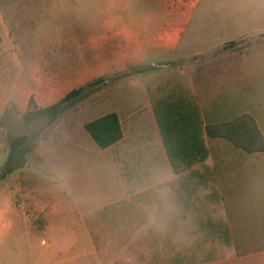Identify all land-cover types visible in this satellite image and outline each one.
<instances>
[{"label": "rangeland", "instance_id": "374dc122", "mask_svg": "<svg viewBox=\"0 0 264 264\" xmlns=\"http://www.w3.org/2000/svg\"><path fill=\"white\" fill-rule=\"evenodd\" d=\"M259 9L246 0H0V264H264V152L211 139L207 172L170 180L162 154L135 165L155 152L150 137L149 150L130 143L155 137L153 110L175 119L197 104V122L247 113L264 130ZM78 87L52 124L23 122L30 96L45 107ZM110 112L125 141L102 150L84 124ZM22 134L37 146L1 178L8 141ZM137 184L148 193L133 194Z\"/></svg>", "mask_w": 264, "mask_h": 264}, {"label": "trees", "instance_id": "16d2710c", "mask_svg": "<svg viewBox=\"0 0 264 264\" xmlns=\"http://www.w3.org/2000/svg\"><path fill=\"white\" fill-rule=\"evenodd\" d=\"M97 79L93 83H101ZM84 87H78L67 93L57 102L39 107L34 98L30 96L28 105L23 112L22 120L29 124L38 119H46L52 124L62 113L65 104L79 97ZM209 138H221L229 142L234 148L247 154L264 152V136L259 129L255 119L250 114H241L228 122L208 124L205 127ZM84 130L99 149H106L116 144L123 138V129L117 113L110 112L97 117L84 124ZM34 135L22 134L9 139V151L3 166L1 178L13 173L22 167L27 156L37 146Z\"/></svg>", "mask_w": 264, "mask_h": 264}, {"label": "crops", "instance_id": "0c3cea01", "mask_svg": "<svg viewBox=\"0 0 264 264\" xmlns=\"http://www.w3.org/2000/svg\"><path fill=\"white\" fill-rule=\"evenodd\" d=\"M200 1L201 0H199V3ZM246 3L248 5L256 4L257 6L260 7L259 12L255 13V15L258 16L257 20L254 21V24L259 23L260 26L254 28L253 32L259 33L261 35L262 33H264V25L263 27H261V23H264V0H246ZM200 111L201 109L197 104V112L199 114V117L201 118ZM194 112L197 113L195 110L193 111H191L190 109L184 110L182 117L174 119V117L171 115L172 113L168 111L163 112L162 110H156V111L153 110L152 114L154 116L153 118L155 120V127H156V131H154L155 137L154 135L148 136V134L144 135L143 133L142 134L136 133L133 136V141H130V143H133V145H131L133 147V150L134 149L136 151L137 149H140L141 151L142 149L149 150L150 147H148L144 141L148 137H150L149 138L150 141L154 142L155 144L153 145L155 152L150 155L151 156L150 160H145L143 156H141V158L140 157L137 158L135 160V165L144 166L146 165L147 162L149 161L153 162L158 155L162 154L172 168L169 177L170 180L183 178L184 175L188 172L206 173L207 168H205L204 166H207L206 163L209 160H212L213 158L210 140L221 139V138H209L206 134V129H205L206 125L208 124L197 122V120L194 119L193 117ZM253 118L255 119L259 129L261 130L264 136V130L259 125L258 120L255 117ZM124 141H125V133L123 130V138L109 148H112L113 146H116L118 144L123 145ZM203 167L205 169H203ZM135 170L138 171L137 168ZM137 188H140V191H137V193H133L136 196L144 193H148L147 187H142V185L138 186L137 184ZM122 195L125 198L133 196L132 194H128L126 190L123 191Z\"/></svg>", "mask_w": 264, "mask_h": 264}]
</instances>
